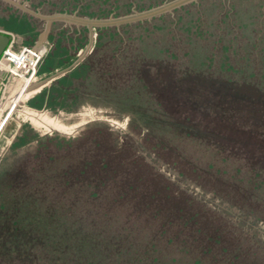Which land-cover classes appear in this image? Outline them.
<instances>
[{
	"label": "rangeland",
	"instance_id": "374dc122",
	"mask_svg": "<svg viewBox=\"0 0 264 264\" xmlns=\"http://www.w3.org/2000/svg\"><path fill=\"white\" fill-rule=\"evenodd\" d=\"M48 1L51 2L50 5ZM96 1L110 6L108 16L123 15L122 9H118L119 5L123 6L126 14L157 6L151 4L146 8V3L155 0H19L21 4L27 3L30 10L40 14L60 11L81 17H94L91 10L96 6ZM167 1L169 0H161L158 5ZM70 2L77 4L68 5ZM79 6H82L83 12L79 10ZM117 10L120 11L116 13ZM259 15L262 18L260 21L257 19ZM247 25L254 27L250 29ZM243 29L247 31L240 38L239 33ZM227 30L234 32L221 35ZM45 31L46 35H43ZM89 31L86 26L61 21H53L47 28L45 21L0 0V33L10 37L15 50L23 46H35L43 53L36 80L25 89L21 86L12 92H6V80L0 77L5 82L1 83L0 89V174L19 158L35 152L39 147H42L44 153L53 149V153L57 154L53 167L63 170L66 166L65 155L75 154V143L80 142L78 146H81L91 131L102 128L116 136V149H129L132 156L140 157L139 161L152 167L154 172L162 174L178 189L217 214L216 223H220L223 228L226 226L232 229L234 239L244 234L247 243H257L264 249V214L258 212L264 210L263 149L255 151L253 145L250 151L246 148L238 149L237 146L232 147L236 144L226 141L225 146L229 150L218 154L198 145L193 139L171 127V115L188 122L201 120L211 123L226 134L223 135L224 138H230V135L237 132L212 118L191 114L166 98H158V107L162 106L164 112L171 117L155 111L156 101L137 80L127 87L120 86V89L114 88L111 91L93 86V80L88 85L95 88V95H76L82 84L87 85L81 79L90 74V64L95 59L108 57L105 63L120 67L123 61L128 64L134 59H157L166 55L169 48H172L170 52L180 54L189 66L196 69H210L234 79L258 80L260 84H264V0H196L143 20L117 26L92 27V42L87 47ZM235 36L240 38L238 43ZM84 52L85 55L80 59ZM134 108L142 112L147 110L151 117L154 116L151 131L149 127L148 130H139L140 119L137 114L141 113H137ZM146 120L149 121L148 118ZM251 137L244 135V141L247 142ZM66 144H73L74 149L66 147ZM25 167L21 165L18 169L17 180L30 177L28 181L31 189L40 188L38 184L33 185L36 183L32 179L34 172H37L34 170H38L35 169L36 166ZM234 178L238 180L236 185ZM133 180L130 175L116 179L115 190L121 191ZM205 181L210 182V185L201 187L199 183ZM42 184V189L34 190L39 193L36 196L40 197V211L46 210L52 201H64L59 180L57 183L47 180ZM215 185L218 186V191ZM248 189L251 195L246 198L245 192ZM115 190L113 194L102 195L100 198L111 201L113 197H117ZM139 195L140 193L137 197ZM142 198L147 196L141 193L140 199ZM247 200L253 208L242 207L245 203L248 206ZM116 217L118 218L116 222L113 220L112 227V221L107 223L109 227L105 230H109L106 234H117L114 231L121 230L119 232L125 236L131 234L130 241H121L120 253L115 252L112 247L108 248L113 245L103 243L104 249H100L98 253V259H103V264L124 263L130 257L128 249L131 243L137 248L141 239H146L157 231H153L156 224L146 223V218L128 219L131 222L123 224V219ZM136 234L139 237L134 240ZM157 245L163 263H169L174 256V264H194L193 256L179 251L175 245L165 244L163 240L158 241ZM35 249L24 252L19 247L15 248L9 239L0 238V264H48L42 248ZM262 251L254 252L246 260L240 261V264H264ZM219 253L221 250L218 247L212 249L209 257H205L202 262L225 264L221 261L222 253ZM213 255L221 259H214ZM210 259L211 262H208Z\"/></svg>",
	"mask_w": 264,
	"mask_h": 264
},
{
	"label": "trees",
	"instance_id": "16d2710c",
	"mask_svg": "<svg viewBox=\"0 0 264 264\" xmlns=\"http://www.w3.org/2000/svg\"><path fill=\"white\" fill-rule=\"evenodd\" d=\"M160 2L161 0H155L146 3V8ZM76 4L77 2H70L68 5ZM95 5L91 10L94 17L108 16L110 6L100 1H96ZM79 7L82 11V6ZM118 9H122L121 14H126L122 5H119ZM257 19L260 21L262 18L260 16ZM246 27L252 29L254 26ZM245 31L247 29L240 31V38ZM226 32L230 35L234 30L230 32L227 30L221 35ZM240 38H235L237 43ZM170 51L172 48L167 49L166 55L157 59H134L128 64L123 61L120 67L117 65L112 67L105 63L108 57H99L90 64V74L81 79L87 85L82 84L79 94H76L77 92L75 94L95 95V88L88 85L93 80V86L102 87L104 91L120 89V86L127 87L137 80L154 102L159 101L160 97L166 98L191 114L212 118L234 128L237 132L230 135V138H224L226 134L215 125L201 120L188 122L173 115L171 117L164 112L162 106L158 107L159 102L154 103L157 106L154 108L155 111L172 118L169 117L174 130L193 139L198 145L218 154L229 150L225 146L226 141L233 142L236 145L232 147L237 146L238 149L246 148L250 151L253 145L255 151H262L259 149L264 151V84H260L258 80L234 79L210 69H196L189 66L180 54ZM97 95L100 94L97 92ZM134 110L141 113L137 114L140 119L139 130H148V127L150 129L154 116L151 117L147 110L143 112L135 108ZM146 118L149 119L148 122ZM244 135L252 137L245 142ZM92 136L93 138H90ZM253 137L255 139H252ZM79 143H75V154L65 155L66 168L63 170H56L53 167L57 159L53 149L44 153L42 147H39L40 149L19 158L9 169L2 171L0 238L9 239L15 248L19 247V250L24 252L27 249L35 251V247L42 248L48 264H103L101 262L103 259H98L100 249H104L103 243L113 245L108 248L112 247L115 252L120 253L121 241H130L131 234L125 236L119 232L121 230H115L117 234L113 233L114 235L106 234L109 230H105L109 227L107 223L112 221L110 223L112 227L113 220L116 222L118 218L116 216H119L123 219H121L123 224H129L131 221L128 219L146 218V223L156 224L153 231L157 230L152 232V236L141 239L139 247L135 248V244L131 243L128 249L130 257L122 264H174V256L169 263L160 260L157 245L160 240L165 244L175 245L179 251L193 256L194 264H209L202 260L209 257L208 254L216 247L221 250L222 255L221 253L219 255L225 264H240L254 252L264 250L257 243L255 245L247 243L244 234L234 239L233 230L223 225L226 231L220 223H216L218 215L210 212L205 204L178 189L162 174L154 172L152 167L139 161L140 157L132 156L129 149L124 150L125 147L116 149V136H112L105 129H94L81 146H78ZM260 144L262 145L259 146ZM72 146L74 145L66 144V147L74 149ZM21 165L31 168L36 166L35 169L38 170L34 171L38 173L34 172V177L32 176L36 181L33 185L38 184L41 189L44 181L57 183L59 180L64 201L59 203L52 201L46 210L40 211V197L36 196L39 193L34 191L40 188L31 189L28 181L30 177L25 179L21 177V181L17 180ZM124 175H130L134 180L121 191L115 190V180ZM237 181V178H234V185ZM199 184L204 187L205 184L210 185V182ZM215 186L218 191V186ZM114 190L117 197H113L111 201L100 198L102 195L113 194ZM249 190L245 192L246 198L247 195H251ZM139 193L145 194L147 198L140 199V195L137 197ZM71 195L73 196L70 197ZM246 202L248 206L245 203L242 207L249 209L250 203L248 200ZM261 211L264 210H258L264 214ZM118 225L121 224L118 222ZM138 237L136 234L134 240ZM105 254L109 255L108 252ZM213 256L214 259H221ZM208 262H211V259Z\"/></svg>",
	"mask_w": 264,
	"mask_h": 264
},
{
	"label": "water",
	"instance_id": "95a60500",
	"mask_svg": "<svg viewBox=\"0 0 264 264\" xmlns=\"http://www.w3.org/2000/svg\"><path fill=\"white\" fill-rule=\"evenodd\" d=\"M3 1L8 2L12 6L17 7L21 9L22 11L27 12L28 14L45 21L47 28L50 25V23L53 21H61V22H67L71 24L86 26L90 30L89 31V43L87 44V47H89L90 43L92 42V35H93L91 32L92 27L112 26V25L117 26L122 23L143 20V19L155 16V15L161 14L163 12L170 11L183 4L196 1V0H169L167 2L161 3L160 5H157V6L145 9V10L134 11L132 13L123 14L120 16H107V17H100V18L99 17H81V16H76L75 14L69 15V14H66L60 11H54L50 14L44 15V14H40L37 11L30 10L27 7V3L21 4L19 0H3ZM46 33L47 31H45L43 35H46ZM9 41H10L9 36L0 33V56L4 48L9 43ZM85 52L80 56V59L85 55Z\"/></svg>",
	"mask_w": 264,
	"mask_h": 264
},
{
	"label": "built area",
	"instance_id": "2783aa9c",
	"mask_svg": "<svg viewBox=\"0 0 264 264\" xmlns=\"http://www.w3.org/2000/svg\"><path fill=\"white\" fill-rule=\"evenodd\" d=\"M12 45L13 41L10 40L0 56V77L6 80V92L21 86L25 89L34 83L43 56L35 46H23L15 50ZM4 79H0V83L4 84Z\"/></svg>",
	"mask_w": 264,
	"mask_h": 264
},
{
	"label": "crops",
	"instance_id": "0c3cea01",
	"mask_svg": "<svg viewBox=\"0 0 264 264\" xmlns=\"http://www.w3.org/2000/svg\"><path fill=\"white\" fill-rule=\"evenodd\" d=\"M0 87H1V83H0Z\"/></svg>",
	"mask_w": 264,
	"mask_h": 264
},
{
	"label": "bare ground",
	"instance_id": "6f19581e",
	"mask_svg": "<svg viewBox=\"0 0 264 264\" xmlns=\"http://www.w3.org/2000/svg\"><path fill=\"white\" fill-rule=\"evenodd\" d=\"M39 50V49H38ZM39 53H40V51H39Z\"/></svg>",
	"mask_w": 264,
	"mask_h": 264
}]
</instances>
